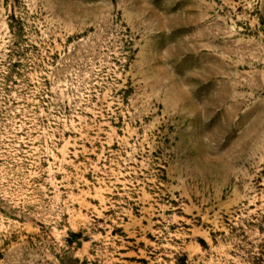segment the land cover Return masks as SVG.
<instances>
[{"label": "rangeland", "instance_id": "1", "mask_svg": "<svg viewBox=\"0 0 264 264\" xmlns=\"http://www.w3.org/2000/svg\"><path fill=\"white\" fill-rule=\"evenodd\" d=\"M0 264H264V0H0Z\"/></svg>", "mask_w": 264, "mask_h": 264}]
</instances>
